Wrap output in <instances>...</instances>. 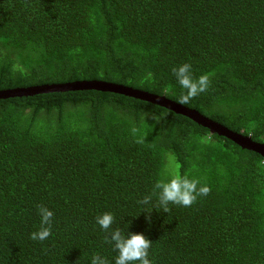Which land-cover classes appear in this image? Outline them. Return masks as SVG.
Returning a JSON list of instances; mask_svg holds the SVG:
<instances>
[{
    "label": "trees",
    "instance_id": "obj_1",
    "mask_svg": "<svg viewBox=\"0 0 264 264\" xmlns=\"http://www.w3.org/2000/svg\"><path fill=\"white\" fill-rule=\"evenodd\" d=\"M184 62L210 82L183 105L264 143V0H0V90L100 80L180 103ZM171 157L210 190L149 223L138 201L157 204ZM40 205L43 241L30 238ZM103 211L152 240L153 264H264L259 153L119 93L0 99V264H113Z\"/></svg>",
    "mask_w": 264,
    "mask_h": 264
},
{
    "label": "clouds",
    "instance_id": "obj_2",
    "mask_svg": "<svg viewBox=\"0 0 264 264\" xmlns=\"http://www.w3.org/2000/svg\"><path fill=\"white\" fill-rule=\"evenodd\" d=\"M172 73L182 90V94L179 96L181 104L189 103L192 98L205 92L209 87V74L201 73L194 77L191 64L188 62L174 66ZM152 118L155 119V117ZM170 166L173 170L168 173L167 178L156 184V188L159 189L157 204L151 205L149 210L152 200L150 195H146L138 201L139 204L145 206L143 211L149 214L146 216L149 223L151 222L150 213L153 209L157 210L159 207L162 211L167 212L170 203L189 206L198 195H207L210 190L206 183H200L197 178L190 177L187 172H181L174 157L170 158ZM38 214L40 217L39 227L30 233V238L43 241L51 234L53 211L47 206L40 205L38 206ZM125 221H127L126 230L113 226L115 217L111 211H103L95 217V223L100 229L107 232L105 240L115 252L113 264H153L149 258L152 240L142 231L129 230L131 221ZM89 264H109V262L105 257L93 254Z\"/></svg>",
    "mask_w": 264,
    "mask_h": 264
},
{
    "label": "water",
    "instance_id": "obj_3",
    "mask_svg": "<svg viewBox=\"0 0 264 264\" xmlns=\"http://www.w3.org/2000/svg\"><path fill=\"white\" fill-rule=\"evenodd\" d=\"M80 90H98L103 92L119 93L125 96L133 97L142 101L162 106L168 110L181 114L202 125L210 130L212 134L224 136L243 149L252 150L259 153L264 158V143L253 140L251 135H245L226 127L208 116L202 114L196 109H192L174 100L169 99L166 95H158L145 90L135 89L129 86L115 84L100 80H82L72 81L60 84H45L39 86L18 87L12 89L0 90V99L10 97L33 96L41 93L50 92H67Z\"/></svg>",
    "mask_w": 264,
    "mask_h": 264
}]
</instances>
